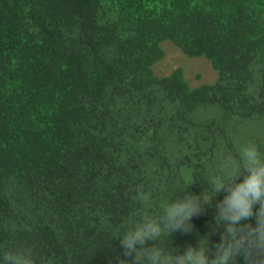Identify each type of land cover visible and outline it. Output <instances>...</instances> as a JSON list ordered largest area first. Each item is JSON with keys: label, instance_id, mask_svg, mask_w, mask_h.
<instances>
[{"label": "trees", "instance_id": "16d2710c", "mask_svg": "<svg viewBox=\"0 0 264 264\" xmlns=\"http://www.w3.org/2000/svg\"><path fill=\"white\" fill-rule=\"evenodd\" d=\"M164 42L210 61L216 82L157 77ZM245 142L264 152V0H0V252L127 261L117 232L149 214L135 189L153 212L201 194ZM213 215L166 247L197 246Z\"/></svg>", "mask_w": 264, "mask_h": 264}, {"label": "clouds", "instance_id": "9594fccd", "mask_svg": "<svg viewBox=\"0 0 264 264\" xmlns=\"http://www.w3.org/2000/svg\"><path fill=\"white\" fill-rule=\"evenodd\" d=\"M201 194L179 189L157 204L154 195L135 189L134 200L147 216L133 215L116 235L123 255L120 264H264V152L254 142H245L236 154H226L207 180ZM223 193V199H216ZM214 199L216 200L213 205ZM214 208L209 234L197 246L181 252L168 248L173 234L193 231L194 217ZM219 235L210 245L209 236ZM0 264H36L34 249L22 245L0 252Z\"/></svg>", "mask_w": 264, "mask_h": 264}, {"label": "rangeland", "instance_id": "374dc122", "mask_svg": "<svg viewBox=\"0 0 264 264\" xmlns=\"http://www.w3.org/2000/svg\"><path fill=\"white\" fill-rule=\"evenodd\" d=\"M162 48L165 58L154 66L157 77L169 76L177 69H181L193 89L203 84H213L218 79L217 72L206 58L187 57L171 42H164Z\"/></svg>", "mask_w": 264, "mask_h": 264}]
</instances>
